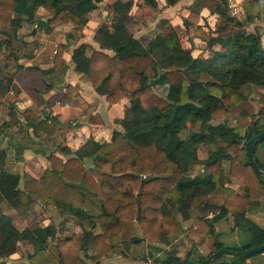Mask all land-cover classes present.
Here are the masks:
<instances>
[{
    "label": "trees",
    "instance_id": "trees-1",
    "mask_svg": "<svg viewBox=\"0 0 264 264\" xmlns=\"http://www.w3.org/2000/svg\"><path fill=\"white\" fill-rule=\"evenodd\" d=\"M101 1L0 0V30L7 35L0 40V52L7 58H18L11 32L23 23L32 24L39 7L51 11L40 25L54 27L70 21L80 28ZM178 1L166 0V4L173 6ZM229 1L195 0L183 18L184 32L193 30L192 35L212 49V55L203 58L194 56L192 48L182 44L175 29L167 35L134 36L140 19L151 16L157 7L155 0H144L147 9L140 6L139 15L129 13L133 0H108V24L100 25L94 35L100 49L81 43L72 50L70 60L107 102L127 99L123 116L115 119L123 130H114L108 143L90 138L73 152L62 147L70 157L45 153L49 165L38 178L26 172L19 175L0 170V205L6 203L23 217L37 206L54 204L60 216L72 217L81 232L59 238L66 229L64 223L20 229L1 212L0 260L15 254L23 242L31 250L25 259L11 264H85L84 259L99 258L112 249V245L104 244L113 237L124 250L142 241L166 243L180 227L175 214L187 217L195 203L219 210L212 220L199 221L209 251L198 264L224 248L213 223L227 213L236 222L247 219L248 208L264 199V176L254 171L245 150L248 140L264 132V105L256 109L244 92L246 86L264 89L260 34L245 28L261 17V1L241 3L243 20L229 13ZM202 9L220 15L223 25L233 23L237 28L227 36L220 35L223 25L215 35L207 32L199 24ZM216 45L218 49H214ZM63 54L64 45L59 44L48 74L58 75L66 69ZM44 74L36 66L18 65L13 73L0 68V109L14 79L42 102L41 94L52 86ZM24 114L33 132L53 133L52 124L38 118L36 109L25 110ZM226 115L231 125L227 121L211 123ZM184 130L186 137L181 136ZM259 143L264 140L254 144L253 153L264 171V163L255 155ZM199 144L208 148L203 162L197 156ZM232 145L240 147L230 156L225 150ZM85 158L91 159L92 167L85 165ZM222 160L229 162L228 174L243 184V196L223 186ZM200 162L205 174L189 176V169ZM260 232L256 242L230 249L238 251L263 243L264 229ZM253 255L222 256L211 264H249L246 260ZM154 264H190V260L181 261L174 250H169Z\"/></svg>",
    "mask_w": 264,
    "mask_h": 264
},
{
    "label": "crops",
    "instance_id": "crops-1",
    "mask_svg": "<svg viewBox=\"0 0 264 264\" xmlns=\"http://www.w3.org/2000/svg\"><path fill=\"white\" fill-rule=\"evenodd\" d=\"M155 1L157 7L152 10V15L140 19V22L135 26V37H150L144 33L145 30L143 28H145V23L152 19H155V21L153 20L154 23H159L160 26L167 24L168 20L172 23V27L169 28L166 33L161 31L158 32L164 35L170 33L173 27H175L174 25L179 24V22L180 28L184 29L183 18L188 16L189 6L195 0H179L173 6H167L166 0ZM243 1L244 0L238 2L240 3L238 10L242 13L241 3ZM107 2L108 0H102L98 3V7L87 14L88 22L86 25L80 28H77L76 25L70 21L54 27L40 25L39 22L41 20L45 22L51 16V11L47 8L39 7L32 24L23 23L22 27L11 32L14 47L17 46L15 45L16 41L20 39L23 41L21 43L23 48L21 50L26 51L30 46L32 51L30 50V52L21 54L15 47V52L18 56L17 59L14 57L7 58L1 52L0 55L6 60L10 58L15 59L16 67L18 65H23L25 67L36 66L40 68L45 71L44 79L50 80L52 86L48 91L41 94L40 98L42 102H37L38 98L24 89L18 79L13 80L12 86L4 95L0 109V150L4 152V158L0 159V170L5 169L19 175L26 172L38 178L49 165L43 156L45 153L55 152L61 157H70L71 154H65L61 150L62 147L65 146L70 152H73L80 148L90 138L100 144L108 143L111 140L114 130H123L122 126L115 122V119L123 116L124 109L128 104L127 99H122L115 104L107 102L105 96L96 92L83 74L75 70L74 64L70 60L72 50L81 43H88L92 49H100L99 44L94 41V35L97 28L102 24H99L97 19L91 16L95 13H101L99 5L101 3L106 5ZM144 5V0H133L129 13L139 15L140 6L143 10L147 9ZM182 5H185L184 9ZM42 10H46L49 14L40 15ZM105 13L107 19L108 13L106 9ZM201 16L202 18H200L199 24L204 25V29L207 32L215 35L217 28L222 25L221 21H223V18L218 14H211L208 9H202ZM217 18L220 20V24H218L215 31H213L214 28H210L208 22L211 26L210 20L212 19L215 21ZM25 27L29 29L28 32H24ZM75 29H78L77 34L73 32ZM141 31H143V34H140ZM60 32L65 33L63 35L65 39L59 40L52 52H50L48 56L46 55L47 60H43L46 49L49 48L50 40L56 35H59ZM138 32L139 34L137 35ZM192 33L193 30H190V38H186L188 45L184 44L185 41H183V39L182 44L191 47L192 54L197 56L199 55V50L193 48L194 41L202 40L193 36ZM6 36L7 35L0 30V40H4ZM202 42L204 43V41ZM59 44L64 45L63 58L66 60L67 67L61 74L51 75L46 71L52 65V58ZM218 48V45L214 46V49ZM103 51L109 55H113L111 50L103 49ZM0 67L9 73H13L16 70V67L13 70H9L6 65ZM262 105H264V103ZM28 109H36L38 118L45 119L48 123H51L54 130L53 133L43 131H38L37 133L33 132L32 127L27 126V120L24 114V111ZM224 121H227L229 125L232 124L229 115H226V117L222 119L211 120V123L218 124ZM184 131L185 135L182 137L187 136V131ZM239 147L240 145H232L228 147L225 152L233 156ZM207 155L208 148L204 144H199L197 156L200 161L203 162V160L207 158ZM255 155L264 163V143H259L257 145ZM84 162L87 167H92L90 158H85ZM88 162H90L91 165H88ZM221 166L223 186L232 189L237 195L243 196L245 194L243 184L235 177L228 174L229 162L227 160H222ZM188 173L191 177L204 175L205 169L203 163L200 162L192 166ZM21 186L22 183L20 182V187ZM37 207L40 208V206ZM48 207H53L57 210L54 204H50L42 209L44 210ZM253 208L256 216H264V199L260 204L248 208L246 213L247 219H249L250 216L249 211ZM1 212L10 215L14 210L6 203H2L0 205V213ZM218 212V209L216 210L212 207L205 206V204L195 203L188 209L187 217H183L180 213H176L175 216L180 227L176 234L172 235L166 243L142 241L139 244L132 245L129 250H124L118 238L113 237L111 242L113 239L117 241L112 242V249L110 252L103 256L97 264H154L156 258L162 257L164 252L169 250H174L181 261L189 258L190 264H198L201 258L206 256L209 251L207 246L203 243L204 234L200 229L199 221L201 219L212 220L217 216ZM244 220L245 219H242L236 222L234 216L231 213H227L213 223V229L218 233V240L223 244L224 248H237L247 243H254L257 241L232 240L225 244L224 240L221 239L222 234L228 226L237 227V225H240ZM43 221V224L34 226H45L49 224L58 226L64 223L66 229L58 234L59 238L70 235L72 232H81L80 227L76 225L74 219L69 216H64L58 224L50 218H45ZM135 247H138V249L136 248L135 251H133ZM84 260L85 264H92L90 259ZM246 261L249 264H264V251L251 256Z\"/></svg>",
    "mask_w": 264,
    "mask_h": 264
},
{
    "label": "rangeland",
    "instance_id": "rangeland-1",
    "mask_svg": "<svg viewBox=\"0 0 264 264\" xmlns=\"http://www.w3.org/2000/svg\"><path fill=\"white\" fill-rule=\"evenodd\" d=\"M241 0H230L229 4H230V11L229 13L231 15H233L237 20H243L244 15L242 12H240L238 10V6L240 5ZM261 1V17L258 18L257 20H254L252 23H248L245 28L247 30H251V31H257L260 34V44L264 47V0H260ZM105 4L101 3L99 5V8L101 9V13H95L94 15H92L91 17L94 19H97V21L99 22V24H103V23H107L108 24V20L106 19V13H105ZM183 9L185 8V5H182ZM191 6H189L190 8ZM104 8V9H103ZM209 11V10H208ZM49 13H47L46 10H42L40 15H48ZM155 19H152L149 22L145 23V28H143L145 31L144 33H146L148 36L153 37L154 35H156V33L158 32H163L166 33L169 28L172 27V23L167 22V24H165L164 26H160L159 23H154ZM179 21V20H178ZM158 24V25H157ZM176 24V22H175ZM210 24L208 22V26L210 28H214L213 31H215L216 26L218 24H220V20L217 18L215 21L214 20H210ZM221 24L223 25V21H221ZM221 25V26H222ZM175 27H173V29L177 30L178 34L181 35V38L183 39V41H185V45H188L186 38L189 37L190 38V32H184V29L180 28V22L179 24L174 25ZM224 27L220 30V35L221 36H227L229 34H231V32L237 28V26H235V24L231 23V24H226L223 25ZM24 32H28L29 29L27 27L24 28ZM68 30V29H66ZM77 30L75 29L73 30L74 34H77ZM65 31V29H64ZM22 32V31H20ZM184 32V33H183ZM65 33H59V35H56L54 38H52L49 42V48L46 49V52L43 56V60H47L46 59V55L48 56V54L50 52H52V50L56 47V44H58L57 42L59 40H64L65 36H63ZM139 34V32L137 33V35ZM140 34H143V31H141ZM188 39V38H187ZM23 41L22 40H18L16 41L17 46H15L17 48V50L22 54L24 52H30V50L32 51V48L29 46L28 49L26 51H22L21 49L23 48V46L21 45ZM36 42V41H35ZM28 44V43H26ZM194 49H198L199 50V56L201 57H209L212 54V50H210L209 48L206 47V43H203L200 40H195L194 41ZM88 52H90L88 50ZM19 54V53H18ZM6 65L8 67L9 70H13L16 67V60L13 58L10 59H5L4 57H2L0 55V66H4ZM1 68V67H0ZM244 92L250 97V99L252 100L254 106L256 109L262 107L263 103H264V90L260 89L259 87L256 86H246L244 88ZM230 122V121H229ZM185 135V131H183L181 133V136ZM88 165H91L90 162H88ZM249 219H245L240 225H237V227H229L227 229H225L224 233L222 234L221 239L224 240L225 244L229 243L232 240H258L259 237H261V229H264V216L262 215H257L255 213L254 208L251 209L249 211ZM12 219L13 222L20 228L25 227V226H34V225H39V224H43V220L45 218H50L51 220H53L56 224H58L59 221H61V219L64 216H60V214L58 213V211L56 209H54L53 207H48L47 209H42L39 207H35V209L33 210V212L24 215L23 217H20V215L16 212H12L9 215ZM116 239H113L112 242H116ZM111 240H108L104 245H108L111 246L112 245ZM103 245V246H104ZM138 249V247L133 248V251H135V249ZM144 249V248H142ZM146 249V248H145ZM31 250V247L26 244V243H21L19 245V249L16 252V254L11 255V257L6 258L4 260H0V264H6V263H16L19 260H23L25 259L27 253ZM111 250V249H110ZM110 250L104 252L103 255H101L99 258H95V259H90V262L92 264H97L98 262H100V259L107 255ZM146 252V251H145Z\"/></svg>",
    "mask_w": 264,
    "mask_h": 264
},
{
    "label": "water",
    "instance_id": "water-1",
    "mask_svg": "<svg viewBox=\"0 0 264 264\" xmlns=\"http://www.w3.org/2000/svg\"><path fill=\"white\" fill-rule=\"evenodd\" d=\"M262 140H264V132H261V133L254 135L250 140H248L245 143V150H246V155H247V158L249 160V163L251 164L254 171L257 174L264 176V171L258 167V164L254 158V153H253L254 144H256ZM263 251H264V242L259 244V245H256V246H253L250 248H246V249H242V250H238V251L228 249V248H222V249H219V250L213 252L212 254H210L206 258L204 264H211V262L213 260H215L219 257H222V256L235 257V256L240 255V256L246 257V256H250V255H253L255 253L263 252Z\"/></svg>",
    "mask_w": 264,
    "mask_h": 264
},
{
    "label": "built area",
    "instance_id": "built-area-1",
    "mask_svg": "<svg viewBox=\"0 0 264 264\" xmlns=\"http://www.w3.org/2000/svg\"><path fill=\"white\" fill-rule=\"evenodd\" d=\"M143 177H145V176H143Z\"/></svg>",
    "mask_w": 264,
    "mask_h": 264
}]
</instances>
